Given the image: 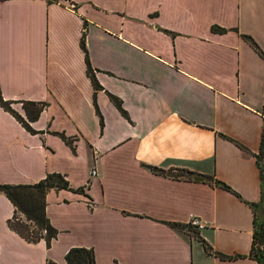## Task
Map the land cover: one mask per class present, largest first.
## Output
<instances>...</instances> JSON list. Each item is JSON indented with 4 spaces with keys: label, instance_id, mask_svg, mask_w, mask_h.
I'll return each mask as SVG.
<instances>
[{
    "label": "crops",
    "instance_id": "crops-1",
    "mask_svg": "<svg viewBox=\"0 0 264 264\" xmlns=\"http://www.w3.org/2000/svg\"><path fill=\"white\" fill-rule=\"evenodd\" d=\"M0 90L23 117L21 101L46 103L29 122L35 134L0 107V183L59 172L84 188L46 193L58 230L49 247L8 228L14 207L0 193V264H64L71 247L92 248L95 264H258L248 254L264 217L253 156L264 122V0H0ZM151 166L214 176L232 191ZM191 217L203 224L196 233L165 223ZM202 239L243 257L220 259Z\"/></svg>",
    "mask_w": 264,
    "mask_h": 264
},
{
    "label": "trees",
    "instance_id": "trees-1",
    "mask_svg": "<svg viewBox=\"0 0 264 264\" xmlns=\"http://www.w3.org/2000/svg\"><path fill=\"white\" fill-rule=\"evenodd\" d=\"M214 32H225L226 29L219 26H212ZM242 37L246 40L255 50L262 54L261 50L253 38L248 34H243ZM81 48L85 52L86 59V73L91 80L94 91L100 89V85L97 82L94 70L90 66L87 59L86 47H85V31H82L80 39ZM263 55V54H262ZM109 97L113 104L116 106L118 111L125 117H128L125 110L122 108L121 101L109 94ZM13 101H9L3 98L0 90V107L10 113L28 132L40 133L41 131L34 130L29 122L34 121L38 118L40 112L46 105L45 102L40 101H21V107L24 110L25 116H21L15 109L11 107ZM94 105L96 114L99 117V125L102 127L103 119L98 109L97 103L94 97ZM54 134L61 137V139L71 148L75 150L73 145V138L66 136L63 132H54ZM237 145L245 150V148L237 143ZM255 157V163L259 170L260 185H261V203L264 205V122L261 131L260 143L258 151L253 154ZM150 169L158 174L172 175L176 178H184L196 182L208 183L210 185L218 186L223 189L232 191L231 187L216 179L214 176L196 173L190 170H179L174 174H170L163 169L150 167ZM67 189L76 193H84L83 187L72 188L68 180L59 172L47 173L42 179L31 184H10L0 183V193H3L8 200L12 203L14 210L12 216L7 220V226L10 230L14 231L18 236L28 243H36L40 240H44L47 247L50 246L51 241L56 238L58 230L50 223L46 216V193L51 190ZM254 209V212L258 208V204H250ZM167 225L180 229L187 230L193 233L198 229L190 225H184L175 222H165ZM202 242L205 246L206 251L209 254H213L220 259H236L243 257L242 255L228 256L222 253L214 251L210 245H208L203 239ZM248 256L257 261L258 264H264V217L256 216L254 223V230L252 235V242L250 252ZM46 264H57L52 260H47ZM64 264H95L94 251L92 248L85 247H71L67 250L64 255Z\"/></svg>",
    "mask_w": 264,
    "mask_h": 264
},
{
    "label": "built area",
    "instance_id": "built-area-1",
    "mask_svg": "<svg viewBox=\"0 0 264 264\" xmlns=\"http://www.w3.org/2000/svg\"><path fill=\"white\" fill-rule=\"evenodd\" d=\"M91 174L95 175L96 171L92 170ZM187 224L196 228H201L203 226L202 222L197 217H191Z\"/></svg>",
    "mask_w": 264,
    "mask_h": 264
}]
</instances>
